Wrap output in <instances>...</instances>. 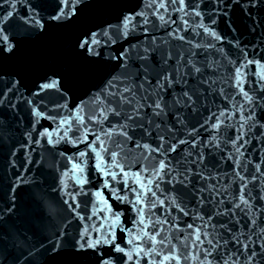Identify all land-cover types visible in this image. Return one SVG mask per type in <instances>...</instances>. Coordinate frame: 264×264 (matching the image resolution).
<instances>
[{
  "label": "snow or ice",
  "instance_id": "1",
  "mask_svg": "<svg viewBox=\"0 0 264 264\" xmlns=\"http://www.w3.org/2000/svg\"><path fill=\"white\" fill-rule=\"evenodd\" d=\"M157 107H159V105H157Z\"/></svg>",
  "mask_w": 264,
  "mask_h": 264
}]
</instances>
